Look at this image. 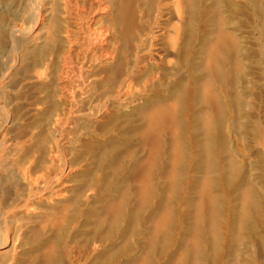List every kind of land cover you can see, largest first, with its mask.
<instances>
[{
    "label": "rangeland",
    "instance_id": "obj_1",
    "mask_svg": "<svg viewBox=\"0 0 264 264\" xmlns=\"http://www.w3.org/2000/svg\"><path fill=\"white\" fill-rule=\"evenodd\" d=\"M0 1L4 3L9 2L8 4H11L9 5L10 8L18 4V0ZM13 1L17 2L13 3ZM253 1L256 2L257 0ZM193 2L196 7L199 3L205 4L207 12H201L200 16L197 17V22L194 27L196 32L188 36L191 45L198 47L202 43L201 39L204 37L205 31L215 24H217V29L220 26L226 27L227 24H230V27H227V29L230 28L229 31L233 30L232 32L234 33L236 29V34L240 32L243 37L242 40L245 41L247 45L246 53L251 61L250 64L248 63L247 67L251 70L246 69V72L250 71L248 73L251 78L253 77L252 82L254 81L253 85H255L250 92L248 91L251 96L248 93L246 97L243 95L244 93L239 91L240 79L242 78L240 75L241 73L239 74L235 70H232L223 76L218 73L214 75V77H216L214 80L219 90L222 89L221 91H224V87L230 86L229 88L226 87V89H231L230 94L232 91H235L233 94L236 95V92H238V96L236 95L238 100L242 97L241 104L240 102L238 103L237 100L234 101V98H236L234 95V98L232 96L228 97L229 99L231 98V101L233 100V104H229L230 102H228L229 100L227 99L228 109L224 112L225 118L230 116L232 111V113L236 115L241 105L244 104L242 102L248 100V96H250L249 102L252 103L253 109H251L247 116L241 121L236 120V127L234 125L231 130V135L233 134L231 140H229L227 134L224 133V131L226 132L225 120L216 124L218 125V135L212 147V155L207 151V146L202 145L203 147L201 146V148H205L200 149L199 155L196 157H194L192 144L189 143L188 138V132L191 131L190 125L183 122V114H180L179 120L181 123L179 131L181 132L183 155L178 165L176 164L177 166H174L175 170L177 169V174H175L174 177L176 180L174 182H171V180L167 181L166 179L168 176L166 172L173 169L168 154L171 149L170 145H172L169 136L165 137V147H163V151L159 154L158 157L160 158H157L156 164L154 165L155 167L148 170L143 167V165H139L140 162L145 160L147 153L143 149L144 147H142L143 140L139 138L141 136V130L139 129H142L140 127H143V123L138 120L136 113H129V115L124 114L120 116L117 121H113V123H111L112 120L108 119L109 115L104 114L102 116L106 117L100 119L101 123H90V125L86 122L87 120L83 118L78 119L76 115H74L79 107L81 108L79 110H83V107L77 105L78 107L75 106L74 109L71 107L75 111L71 109L72 112H67L66 119L65 117L61 119L60 122H62V125L60 122V124L54 123L55 118H57V113L59 114L62 108L58 96L53 90L56 81L54 69L48 68L46 70L43 67L42 69L36 64L34 65H36L37 68L33 66L35 67L34 70L28 69V66H26L27 61L24 59L25 57L22 58L21 56V54L23 55L21 49H17L16 47L7 51L4 49L6 47L3 46V44L7 39V30L4 28L6 23L12 26L11 28L15 34L16 28L17 30L20 29L18 35L21 34L20 32L25 26L27 27V23L20 17H13L8 12L9 10L0 12V31L2 30L0 32V228L3 229L5 235L7 234L5 237L12 249L9 252L10 254H3L2 257L0 256V264H67L68 258L72 254H81L78 257L79 259L81 258L80 263L82 264H129L130 262L133 264H140L139 262L141 260V263L144 264H176L181 254L182 257L185 256L183 264H264V262H262V260H264V253H262L264 252V250H262L264 249V242H262L264 241V151L259 152L256 150L257 148L254 143L256 141L252 134L257 126L261 125V127H264V121H262L264 120V87H262L264 86V79L261 78L264 77V51H262L264 50V16L255 13L257 11L254 10L251 0H240L241 3L239 0H193ZM16 18L19 21L16 20ZM221 20H223V23ZM173 21L176 22V18H174ZM219 23L222 24L219 25ZM4 34H6V36ZM4 45H6V43ZM227 45L228 47H226ZM227 45L221 46L218 54L220 61L224 64L228 63L225 65L230 66L235 58L236 53L234 52H236V50L233 45ZM227 49H229L230 53ZM18 50L20 51L18 52ZM169 57V61L173 63L174 56ZM36 72L42 74V78L38 77L39 73L37 75ZM53 76H55V78ZM238 81L240 82L239 84ZM27 89H29V91ZM14 94L16 96H14ZM73 95L78 99V97H76V91H74ZM188 97L189 96H186L184 100L189 101ZM77 99L76 101H78ZM51 102L53 103L52 105ZM12 120L16 122H12ZM50 121L53 122L51 123ZM139 134L140 136H138ZM223 136L225 138H222ZM40 139L42 140L39 141ZM52 139L58 144L59 149L58 151L54 150L53 153L48 150V146H52L51 142H54ZM71 139L74 140V142ZM65 140L70 141L66 142ZM237 141L238 143H236ZM200 142L202 143V141ZM224 142L225 145L223 144V148L222 143ZM72 143L74 146H72ZM127 145H129V147ZM229 146L245 147L247 149V159L241 160L237 158L234 162L235 165H231L233 169L230 168V172L228 170L229 167H227L230 165L229 162H227V160H229L228 157H230L228 154ZM168 147L170 149L165 150ZM47 155H50V158L54 155L52 158L60 161V163L57 162V164L58 167L60 166L61 168L64 166L63 170L59 167L62 173L59 168H57L56 164L54 171L56 169L59 171L56 170L57 172L55 171V174L53 169H51L53 172L52 174L49 167L53 165L50 163ZM60 156H62L61 160ZM223 156H227L226 159H223ZM62 161L65 163L63 164ZM7 163L9 165H6ZM72 164L75 165L73 166ZM69 165L73 166V171H67L66 167ZM95 165L96 167H94ZM141 166L146 169L147 173L150 172V174H148L150 175L149 178L152 183V190L146 194L141 192L140 181L143 178L142 175L146 172L143 169V171L141 170ZM222 166L224 168L226 166L228 170V173H224L225 176L218 174ZM4 168L9 172L7 173ZM237 168L239 170H237ZM41 171H44V174ZM49 171L51 173H49ZM70 172L72 173L69 175ZM46 174L52 175L54 179L50 178L52 179L50 180V176ZM168 174L170 173L168 172ZM205 174L213 179H210L213 183H210L209 186V190H211L210 193H212L210 195L215 196L213 197L215 199L213 203L211 202L213 198H210L211 201L204 198V200H208V202H205L198 196L200 195L199 189L203 187L199 185L200 183L203 184L202 180H204L203 176ZM38 175H45V179L47 178L49 181L45 180L42 176L41 178L43 179H41ZM7 176L10 177L8 178ZM4 177L6 178L4 179ZM22 177H24L23 180L25 179V182L23 181L25 185L21 183ZM58 177H61L60 179L62 180L58 179ZM224 177L227 180H225ZM39 178L42 180V183L39 181L40 184L36 181L40 180ZM201 178L202 180H200ZM34 179H36V182ZM26 180L30 181L28 183L33 184L32 186L35 185L37 187V184H39V187L43 189L34 186L36 188L35 190L33 187H28L32 188V190L34 189V192H32L31 189L25 188L28 184ZM243 180L244 182H242ZM33 181L34 183H32ZM43 182L46 184L49 182L50 184L47 186L46 184L44 185ZM169 182L171 185L172 183L174 185H169ZM58 183L61 186L63 185L65 190L62 189L59 196L51 197V199L47 198L46 191L48 192L51 190L53 186L56 187V184L59 186ZM42 184L45 187L42 186ZM245 188L250 189L249 192H252L254 198L251 202L252 205H250L252 207L249 206L247 222L239 217V200ZM25 189L31 190L30 193L33 195H30L29 191ZM198 190L199 192H197ZM35 191L41 192L40 195L43 194L40 197ZM25 193L29 195H25ZM69 197L71 199H69ZM23 198H25V201ZM26 199L28 201L31 199V201L28 202ZM56 199H58L57 203H55ZM23 201L27 206H24L25 203H23ZM15 202L18 203L16 204ZM209 202L212 204L210 205ZM56 204L59 205L57 206ZM48 205L50 210H46ZM54 208L55 210H53ZM58 208H60L61 212ZM62 208L67 209L65 210V215L63 214ZM51 209L53 212L49 213ZM46 212L51 218L52 213L60 212L62 216L60 217L61 226L59 225L60 222H57L58 219L54 220L52 218L55 223L52 222V219L51 222L49 218L48 220L44 219L48 217ZM163 212L169 215L166 216L165 227L163 230H160L162 233L159 231L160 233L154 234V232H152L153 220L156 218L155 216L158 217L159 214L161 215ZM39 216L41 217L39 218ZM29 217L32 219L34 218V221L32 219L29 220ZM196 218H198V220ZM41 223H44V226ZM46 223L51 224L48 225ZM45 224L47 226H45ZM211 229L212 232H209ZM193 230L195 233L192 232ZM163 234L165 236H163ZM246 245L250 247L248 254L242 255L244 258L241 256L238 260V255L241 253L244 254V247ZM45 246H52L54 248V254L52 256L56 255V257H51L48 263H46L48 260L46 261L45 258L42 257L43 255H40V252L46 248ZM8 255L14 256V260L9 261L10 257ZM170 257L173 258L171 259ZM173 259L176 260L174 261ZM241 259L242 262H240ZM44 260L46 262H43Z\"/></svg>",
    "mask_w": 264,
    "mask_h": 264
},
{
    "label": "bare ground",
    "instance_id": "obj_2",
    "mask_svg": "<svg viewBox=\"0 0 264 264\" xmlns=\"http://www.w3.org/2000/svg\"><path fill=\"white\" fill-rule=\"evenodd\" d=\"M16 2L13 1V3H16ZM239 2H240V0H239ZM8 3L7 2L4 3L2 1H0V12L9 10L8 12L13 17H20V18H22V20L24 19L23 21H26L27 27L25 26V28L20 32L21 34L18 35V33H19L18 31L20 29L17 30V28H16V34H15L13 29L11 28L12 26L7 25L8 23H6L7 27H6V25H5V27L3 26L7 30V36H6V34H4L7 37V39H6L4 36V38L6 39V42H5L6 45H4L5 43L3 44V46L6 47L4 49H6V51L12 50L11 48H13V47H16L17 49H21L22 53H23V55L21 54V56H22V58L25 57L24 59L27 61L26 66H28V69L34 70L36 65L40 66L41 68L43 67L46 70L48 68L54 69L56 78H55V76H53V77L56 79V81L54 83L55 88L53 90L56 93V95L58 96L59 102L61 103V107H62L60 113L59 114L57 113V116H56L57 118H55L54 123L58 124L63 117H65V119H66L67 112H69V113L72 112V110L77 105L83 107L82 108L83 110H79V109H81L80 107L76 111L73 110V111H75L74 115H76V117L78 119L83 118L84 120H87L86 122L88 124H90V123L95 124V123H99V122L101 123L100 119H103L106 117V116H102L104 114H108L110 117V118L108 117V119L112 120L111 123H113V121L114 122L117 121L120 118V116H122L124 114L129 115V113H136L138 116V120L143 123V125H142L143 127H140L142 129H139V130H141L140 131L141 136H140V134L138 136H140L139 138H141V140H143V144H142L143 146L142 145L141 146L144 147L143 149L147 153V154L145 153L146 154L145 160H143V158H142L143 163L140 162L139 165L140 164L143 165V167H145L148 170H150L152 167H155L154 165L156 164L157 158H160L158 156L161 153V151H163V147H165V143H166L165 137L169 136L171 139V143H172V145H170L171 149L169 147L165 149V150L170 149L168 154H169L170 159H171L170 162H172V165H173V169L171 171L168 170V172L170 174H168V172H166L168 175V176L165 175V176H167V178H166L167 181L171 180V182L172 181L174 182L176 180V179H174V177H175V174H177L176 173L177 169L175 170L174 166L178 165V163H179V161L183 155L182 154L183 153V145L181 142V132L179 131L180 130L179 126L181 123V121L179 120L180 114L181 115L183 114V117H184L183 122H185L186 124L188 123L190 125L191 131L188 132L189 133L188 138H189V143L192 144L194 157H196L199 155L200 149L205 148V147L201 148L202 145H206L207 149H208L207 151H209V154L212 155V153H213L212 147H213L215 140L217 138L216 136L218 135L217 134L218 133L217 132L218 131L217 130L218 125H216V124L221 123L225 120L224 123H225V127H226V132L224 131V133L227 134L229 140H231V137L233 135V134L231 135V133H232L231 130L233 129L234 125L236 127V124H235L236 120L241 121L243 118H245L247 116L249 111L251 109H253V107L251 105L252 103L249 102V97L251 96L249 92H250V90H252L253 86H255V85H253L254 81L252 82L253 77L251 78L250 74L248 73L250 71L246 72V69H248L247 65H248V63L250 64L251 61L247 57V53H246L247 52V45L245 44V41L242 40L243 37L240 34V32L236 34V29H235V33L232 32L233 30L229 31L230 28L227 29V27H230L229 26L230 24H227V26L225 25L226 27L220 26L218 29H217V24H215V25H213V27H209L207 29V31H205L204 37L201 39L202 43L198 47L191 45L189 43L190 39H188V36H190L191 34L196 32L194 27H195V23L197 22V17L200 16L201 12H205V11L207 12V7L205 4L199 3L196 7V6H194L193 0H18V4L17 5L15 4L16 6L13 5L14 7L10 8L9 5H11V4H8ZM251 4L253 5L254 10L257 11L255 13H258L259 15L261 14L262 16H264V0H259V1L257 0L256 2L251 0ZM13 17H11V18H13ZM174 18H176V22L173 21ZM16 20H18V19L16 18ZM13 21H15V20H13ZM221 22L223 23V20H221ZM222 23H219V25ZM210 25H211V23H210ZM193 30H194V32H193ZM237 32H238V30H237ZM3 33H5V32H3ZM1 40H3V39H1ZM253 40H255V39H253ZM249 43H248V45H249ZM227 44H231V46L233 45L234 49L236 50V52H234V53H236L235 58L232 61L233 63L230 66L225 65L228 63L224 64L222 61H220V57L218 54L221 46L227 45ZM254 46L256 47V45H254ZM226 47H228V45ZM256 48H258V47H256ZM227 50L229 51V49H227ZM19 51L20 50H18V52ZM262 51H264V50H262ZM229 53H230V51H229ZM169 56H171V57L174 56L173 63L169 61V59H170ZM19 57H20V54H19ZM260 61H261V59H260ZM34 64H36V65H34ZM33 66H35V67H33ZM232 70H235L239 74L241 73L240 75L242 76V78L241 79L239 78L241 80L240 81L241 83L238 81V84L240 83L239 91L244 93L243 95H245V96H246V94L249 93L250 96H248L247 101L245 100V102L244 101L242 102L244 104L241 105V108L239 109L238 113L236 112L237 113L236 115H235V113L233 114L232 113L233 111H232L231 114H233V115L230 114V116L225 118L224 112H226L228 109L227 108L228 107L227 99L229 100L228 102H230L229 104H231L233 100L231 101L230 100L231 98L229 99L228 97H230V96L233 97V95L236 97L238 92H236V95H235V94H233V93H235V91H232V93H231L232 95H231L230 94L231 89L230 90L226 89V87L229 88L230 86L224 87V91H221L222 90L221 88H220L221 90H219V87L215 83L214 78H216V77H214V75H217V73H218V74L223 76V75L228 74V72H230ZM39 72H41V71H39ZM39 72H36L37 75ZM41 76H42V74L39 73L38 77H41ZM33 77H34V75H33ZM261 78L264 79V77H261ZM37 79H39V78H37ZM230 79H232V78H230ZM53 82H52V85H53ZM218 84H219V82H218ZM227 84H231V83H227ZM233 87H235V86H233ZM233 87H232V89H233ZM262 87H264V86H262ZM27 90L29 91V89H27ZM74 91H76V93H77L76 97H78V99L74 97V95H73ZM14 96H16V95L14 94ZM186 96H189L188 97L189 101L184 100V98H186ZM241 98H239V100H240L239 101L238 98L236 97V98H234V101L237 100L238 103L240 102V104H241ZM243 98H245V97H243ZM76 99L78 101H76ZM258 99H259V97H258ZM10 100H12V99H10ZM196 101L198 102V105H200V106L197 105ZM46 103H48V102H46ZM52 104L53 103L51 102V105ZM54 105H55V103H54ZM71 107H73V109ZM48 112H49V110H48ZM133 115H135V114H133ZM67 117H69V116H67ZM19 119H21V118H19ZM258 119H259V117H258ZM49 120H51V119H49ZM262 121H264V120H262ZM12 122H16V121L12 120ZM54 123H53V125H54ZM60 123L62 125V122H60ZM25 125H27V124H25ZM222 126H224V125H222ZM220 127H221V125H220ZM221 132H219V133H221ZM252 134L254 136V137L253 136L252 137L256 141V142H254L255 146L257 148L256 150H258L259 152L264 151V127H261V125L257 126L254 129V132H252ZM23 135H25V134H23ZM71 137H72V135H71ZM182 137H183V135H182ZM222 138H225V137L223 136ZM41 140L42 139H40L39 141H41ZM47 140H49V139H47ZM50 140H51V138H50ZM222 140H224V139H222ZM52 141H54V140L52 139ZM69 141H66V142H69ZM72 141L74 142V140H72ZM200 141H202V143ZM51 143H52V146L51 145L48 146L49 152L53 153L54 150L58 151L59 150L58 144L55 141L51 142ZM236 143H238V141ZM223 144L225 145V142L222 143V147H223ZM219 145H220V143H219ZM72 146H74V144ZM127 146L129 147V145H127ZM225 147H227V146H225ZM140 149H142V148H140ZM203 152H204V150H203ZM246 152H247V149L245 147L229 146L228 154L230 157H228L229 160H227V162H229V164H230V165L227 164V165H229V166H227V167H229L228 168L229 172H230V168H232L231 165L234 164V162L237 158H240L241 160L247 159ZM57 154H58V152H57ZM57 154H55V155H57ZM130 155H132V154H130ZM165 155H166V153H165ZM47 156H48L50 163L53 165V166L50 165L51 168L49 167V170L51 171V169H53V172H55L58 169H56L54 171V167L57 164V162L60 163V161H57L55 158H52L54 155L51 156V158L49 157L50 155H47ZM169 156H168V159H169ZM61 157L62 156H60V160H61ZM226 157L223 156V159L224 158L226 159ZM42 159H44V158H42ZM30 161H31V159H30ZM127 161H128V158H127ZM237 162H238V160H237ZM62 163H63V161H62ZM239 163H240V161H239ZM93 164H95V163H93ZM6 165H9V164L7 163ZM35 166H33V167H35ZM73 166H71V165L67 166L66 167L67 171H71V170L73 171ZM78 166H79V164H78ZM78 166H77V168H78ZM59 167L57 164V168H59ZM94 167H96V165ZM143 167L141 168V170L143 169L144 171H146V169ZM182 167H184V166H182ZM60 168H59V170H60ZM63 168H64V166H62L61 169L63 170ZM133 168H135V167H133ZM5 169L6 168H4V170ZM22 170H24V169H22ZM228 170H227L226 166H225V168L222 166L220 168V170L218 171V174L225 176L224 173H228ZM237 170H239V169L237 168ZM6 171H7V173L9 172L7 169H6ZM50 171H49V173L52 172V171L51 172ZM53 172H52V174H53ZM56 172H55V174H56ZM60 172H61V170H60ZM233 172H235V171H233ZM16 173H17V171H16ZM71 173L72 172H70L69 175ZM148 173L150 174V172H148ZM148 173H147V171L144 172L145 176L142 175L143 178L140 181L141 192L144 194H146L147 192H150L152 190V183L150 181V178H149L150 175ZM237 173H238V171H237ZM247 173H248V171H247ZM48 174H46V175H48ZM58 174H60V173H58ZM64 174H66V173H64ZM138 174H139V172H138ZM229 174H231V173H229ZM205 175L203 176L204 180H202L203 177L200 179L203 181V184L200 183L199 186L200 187L203 186V187L201 189H199L200 187L198 188L200 190V195H198V196H200L201 200L208 202V200L211 201L210 198H213L215 196L210 195L212 193H210L211 190H209L210 183H213V182L210 181L211 178H209L208 175H206V177H205ZM2 176H3V174H2ZM18 176L21 177L20 175H18ZM41 176L42 175H40L39 177L41 178ZM48 176H50V175H48ZM63 176H65V175H63ZM42 177H44V179H45V175ZM5 178L6 177H4V179ZM23 178L24 177H22L21 183L24 184L25 179L23 180ZM50 178L54 179L52 177V175L49 177V179ZM60 178L58 177V179H60ZM41 179H43V178H41ZM41 179L40 180L34 179V181L36 180L37 183L40 184L39 181H41V183H42ZM52 179H50V180H52ZM45 180H48V179L46 178ZM60 180H62V179H60ZM211 180H213V179H211ZM225 180H227V179L225 178ZM26 181H27V183L30 182L28 180H26ZM34 181L32 183H34ZM56 181H57V178H56ZM44 182H43V184L45 185L46 183H44ZM50 182H52V181H50ZM68 182H69V180H68ZM242 182H244V180ZM59 183H58V185H59ZM39 184H37L38 185L37 187H39ZM43 184H42V186H44ZM48 184H50V183L48 182ZM48 184H46V185L48 186ZM168 184L171 185L170 182ZM32 185L33 184L28 183L26 185L27 187H25V188H28V187L35 188L36 187L35 185H34L35 187ZM63 185L57 186V184H56V187L53 186L54 188L52 187V189L50 187L51 190L48 189L49 190L48 192L46 191L47 190L46 189L45 190L46 191V197L51 199V197L59 196L61 194L62 189H64ZM173 185L174 184L172 183L171 186H173ZM36 188H35V190H36ZM28 189L32 190V188H28ZM40 189H43V188H40ZM25 190L29 191L27 189H25ZM199 190L197 192H199ZM249 190H250L249 188H245L244 191L242 190L243 192L241 191L242 192L241 199L239 200V202H240L239 203L240 204V207H239L240 216L239 217H241V219L243 221L247 220V218L249 216V206L252 205L251 202L254 199L252 196V192H249ZM30 191H29V194L31 195L32 193H30ZM169 191H170V189H169ZM32 192H34V189L32 190ZM123 192L126 193L125 191H123ZM36 193H38L40 195L39 191H37ZM29 194L25 193V195H29ZM41 195H40V197H41ZM16 196H17V194H16ZM25 198H23L24 201H25ZM204 198L208 199V200H204ZM69 199H71V198L69 197ZM29 200L31 201V199H29ZM57 200L58 199H56L55 203H57ZM212 200L213 201H211V202L213 203L215 199L213 198ZM24 201H23V203H25ZM30 201H28V202H30ZM233 201H235V200H233ZM49 202H51V201H49ZM212 203H210V205ZM25 204H24V206H27V204L26 205ZM68 204H69V202H68ZM60 206H62V205H60ZM197 207H199V206H197ZM197 207H195V208H197ZM250 207H252V206H250ZM42 208H44V207H42ZM223 208H224V206H223ZM48 209H49V205H48V207H46V210H48ZM58 209L61 212L60 208H58ZM41 210H43V209H41ZM53 210H55V208ZM65 210H67V209L65 208L62 210L64 215H65ZM116 210H118V209H116ZM195 210H197V209H195ZM252 211H254V210H252ZM51 212H53L52 209L49 213H51ZM60 212L52 213V218L54 220L58 219L57 222H60V217H62L60 215L61 214ZM46 214H47V212H46ZM167 215L168 214L166 212H163L161 215L159 214L158 217L155 216L156 218L153 220L154 222H153V231H152V232H154V234L158 233L160 230H163V228L165 227ZM37 216H38V214H37ZM47 216H48V214H47ZM40 217L41 216H39V218ZM223 217H224V215H223ZM48 218L50 219L49 221L51 222V219H52L51 216H48L47 218H44V219L48 220ZM198 218H196V219L198 220ZM31 219L32 218L29 217V220H31ZM53 219H52V222H54ZM32 220L34 221V218ZM46 224L49 225L51 223H46ZM46 224H45V226H47ZM61 224L62 223L60 222L59 225L61 226ZM53 226H55V225H53ZM50 227L52 228L51 225H50ZM238 229H239V227H238ZM160 232L162 233V231H160ZM192 232L195 233L194 230ZM209 232H212V229ZM87 234H88V232H87ZM6 235L4 234L3 229L0 228V256L1 257L3 254H6V255L10 254L9 252H10V250H12L9 242L7 241V239L5 237ZM82 235H83V233H82ZM163 236H165V235L163 234ZM167 236H168V234H167ZM236 237H238V236H236ZM191 238H192V236H191ZM191 240H193V239H191ZM262 242H264V241H262ZM52 246H45L46 248L44 247L45 249L43 248L44 249L43 251H41L42 249L40 250L41 251L40 255L41 256L43 255L42 257H44L46 261L48 260L47 262L45 260L43 262L48 263V262H50L49 259L51 257H56V255L52 256L54 254V248ZM244 248H245L244 254L243 253L239 254L238 260L241 258L242 255L248 254V250L250 247L246 245ZM150 249H151V247H150ZM88 250H89V248H88ZM262 250H264V249H262ZM238 252H240V251H238ZM242 252H243V250H242ZM26 253H28V252H26ZM262 253H264V252H262ZM193 254H195V253H193ZM29 255H30V253H29ZM79 255H81V254H79ZM79 255H75V254L70 255L68 258L67 264H82V263H80L81 258L79 259V257H78ZM181 255H180V258L178 257L179 255L177 256L178 259L176 258L177 259L176 264H183V259L185 256L182 257ZM8 256L10 257L9 261L14 260L13 259L14 256H12V255L11 256L8 255ZM89 256H90V254H89ZM218 256H219V254H218ZM32 257H34V256H32ZM143 259H144V257H143ZM26 262H24V263H26ZM141 262H142V260L139 263L144 264ZM145 262H146V260H145ZM240 262H242V259ZM262 262H264V260H262ZM131 264H133V263H131Z\"/></svg>",
    "mask_w": 264,
    "mask_h": 264
}]
</instances>
